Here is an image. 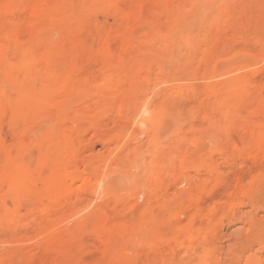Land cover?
Instances as JSON below:
<instances>
[{"label": "rangeland", "instance_id": "1", "mask_svg": "<svg viewBox=\"0 0 264 264\" xmlns=\"http://www.w3.org/2000/svg\"><path fill=\"white\" fill-rule=\"evenodd\" d=\"M0 264H264V0H0Z\"/></svg>", "mask_w": 264, "mask_h": 264}, {"label": "bare ground", "instance_id": "2", "mask_svg": "<svg viewBox=\"0 0 264 264\" xmlns=\"http://www.w3.org/2000/svg\"><path fill=\"white\" fill-rule=\"evenodd\" d=\"M62 201V200H61Z\"/></svg>", "mask_w": 264, "mask_h": 264}]
</instances>
